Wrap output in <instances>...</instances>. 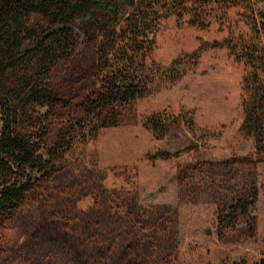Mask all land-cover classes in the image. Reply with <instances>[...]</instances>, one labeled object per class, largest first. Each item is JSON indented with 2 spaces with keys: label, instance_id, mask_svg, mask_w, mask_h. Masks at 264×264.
<instances>
[{
  "label": "rangeland",
  "instance_id": "rangeland-1",
  "mask_svg": "<svg viewBox=\"0 0 264 264\" xmlns=\"http://www.w3.org/2000/svg\"><path fill=\"white\" fill-rule=\"evenodd\" d=\"M183 1V13L161 20L155 88L123 107L119 126L96 137L89 128L75 134L53 173L5 223L0 264L264 258V158L241 131L244 78L257 69L264 81V6ZM243 43L254 53L252 64L242 59ZM96 60L95 44L80 35L74 56L55 69L54 86L73 105L49 114V147L82 118L85 98L97 90ZM173 119L180 126L169 134L165 125ZM256 193L247 214L237 209L240 198Z\"/></svg>",
  "mask_w": 264,
  "mask_h": 264
},
{
  "label": "trees",
  "instance_id": "trees-1",
  "mask_svg": "<svg viewBox=\"0 0 264 264\" xmlns=\"http://www.w3.org/2000/svg\"><path fill=\"white\" fill-rule=\"evenodd\" d=\"M213 2L252 11L264 6V0H201V5ZM184 6L183 0H0V234L34 185L53 173L75 134L89 128L96 137L119 126L123 107L155 88L161 20L183 13ZM80 35L96 46L97 90L85 98L82 118L49 147L45 121L73 105L55 88L54 71L74 56ZM240 52L247 65L254 63L249 44L243 43ZM259 74L256 69L244 78L241 131L255 140L264 158V81ZM38 109L47 112L40 117ZM179 126L173 119L165 128L170 134ZM257 200V193L240 198L237 209L247 214ZM257 264H264V258Z\"/></svg>",
  "mask_w": 264,
  "mask_h": 264
}]
</instances>
